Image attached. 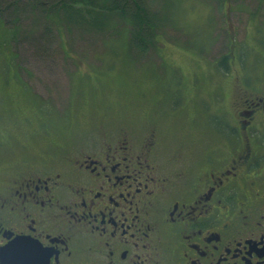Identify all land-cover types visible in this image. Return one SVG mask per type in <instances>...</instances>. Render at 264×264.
<instances>
[{"label":"flooded vegetation","instance_id":"flooded-vegetation-1","mask_svg":"<svg viewBox=\"0 0 264 264\" xmlns=\"http://www.w3.org/2000/svg\"><path fill=\"white\" fill-rule=\"evenodd\" d=\"M216 104L193 145L151 104L73 155L1 159L0 264H264V98Z\"/></svg>","mask_w":264,"mask_h":264},{"label":"rangeland","instance_id":"rangeland-1","mask_svg":"<svg viewBox=\"0 0 264 264\" xmlns=\"http://www.w3.org/2000/svg\"><path fill=\"white\" fill-rule=\"evenodd\" d=\"M145 5L158 14L155 47L146 52L130 47L134 26L126 21L99 33L81 25L60 32L55 23L44 43L36 37L45 33V21L34 23L36 14L20 20L15 41L14 23L0 19V160L34 158L40 151L64 155L72 149L73 155L80 138L101 134L103 123L107 130L120 120L145 123L151 104L177 114L161 124L179 122L177 131L185 127L189 139L188 132L192 137L197 132L190 121L203 107L213 120L216 103L263 100L264 0H145ZM33 39L48 52L26 44ZM63 125L66 132L34 135L43 131L38 128L58 132ZM9 173L1 166L0 182Z\"/></svg>","mask_w":264,"mask_h":264},{"label":"trees","instance_id":"trees-1","mask_svg":"<svg viewBox=\"0 0 264 264\" xmlns=\"http://www.w3.org/2000/svg\"><path fill=\"white\" fill-rule=\"evenodd\" d=\"M104 13H110L111 17H104ZM25 14H29L31 17L36 14L37 20L34 23H42V18L44 19L43 24L46 31L36 37L38 39L43 38L44 43H47L45 40L46 32L50 31L55 23H57L55 25L60 32L65 27L71 28L72 25H81L88 31L99 33V31L113 30V26L119 21H126L134 26L133 40L129 43L131 48L146 52L149 48L154 49L155 47L153 38L154 33L157 32L158 25L155 23V19L157 20L158 14L148 10L145 0H0V19L14 23L11 25L13 40L21 34L19 23L25 18ZM105 18L107 19L106 22L103 21ZM31 34L35 35V33H28L27 35ZM38 39L27 41L26 44L33 49H45L44 52H48L47 47ZM225 61H227L226 56L223 57V62ZM62 127L65 129L58 127L57 130L60 128L58 132L56 130L50 131L47 127L38 128V130L42 129L43 131H37L34 135L43 136L46 131L51 134L52 132L60 133L68 130L65 125Z\"/></svg>","mask_w":264,"mask_h":264},{"label":"bare ground","instance_id":"bare-ground-1","mask_svg":"<svg viewBox=\"0 0 264 264\" xmlns=\"http://www.w3.org/2000/svg\"><path fill=\"white\" fill-rule=\"evenodd\" d=\"M84 6V5H83Z\"/></svg>","mask_w":264,"mask_h":264}]
</instances>
